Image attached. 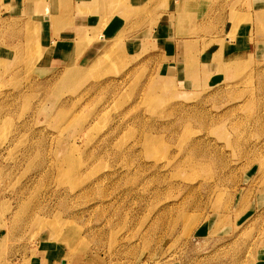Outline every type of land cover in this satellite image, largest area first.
Returning a JSON list of instances; mask_svg holds the SVG:
<instances>
[{
	"label": "rangeland",
	"instance_id": "obj_1",
	"mask_svg": "<svg viewBox=\"0 0 264 264\" xmlns=\"http://www.w3.org/2000/svg\"><path fill=\"white\" fill-rule=\"evenodd\" d=\"M55 1L30 7L43 25H0L6 40L20 38L13 57L0 54V264L264 258V22L250 0H198L202 51L224 41L217 27L234 37L251 24L249 48L216 51L215 68H186L196 54L180 62L162 39L122 48L129 28L101 34L135 12L130 0H81L78 13L99 17L92 26L80 15L91 25L84 43L100 34L105 44L78 66L50 37Z\"/></svg>",
	"mask_w": 264,
	"mask_h": 264
},
{
	"label": "crops",
	"instance_id": "obj_2",
	"mask_svg": "<svg viewBox=\"0 0 264 264\" xmlns=\"http://www.w3.org/2000/svg\"><path fill=\"white\" fill-rule=\"evenodd\" d=\"M28 1L32 2L30 4L31 6L29 5ZM38 1L39 0H0V6L1 2L6 3L14 10L13 13L7 14L3 13L0 9V25L6 26V24H8V22H10L12 19H16L17 21L15 22L20 24L19 26L22 24L24 25L26 22L33 24L36 21L37 24L43 25V23L39 20L41 17L39 15L37 16L35 12H31L30 10V7L32 8V5ZM43 1L48 2L50 0ZM130 1L132 7L134 8L133 11L135 12H131V14L127 15L125 18L115 16L107 22L104 27V31L101 32V34H105L107 38H114L118 33L129 28L127 33H125V35L121 38L123 43L122 48L129 47L131 45L137 49V47L141 45V41H143L146 37H151V39L155 41H160V39H162L164 42L167 41L168 43V50L172 53L169 54L175 56L177 60L179 58L180 62V58H184L182 60L184 62L186 58L196 54L199 62L195 65H184V68L185 66H187L186 68H215L219 63V61L214 59L216 51L219 52V55H225L226 53L235 52L239 49L241 50L243 48H249L248 46L250 45V41L252 39L251 24L247 23L246 21H241L236 27L234 37H230L228 35L227 24L224 26L221 25L222 27H217L216 40L219 39V35H222L224 37V41L222 44H218L217 42V46L215 44L213 48L207 47L206 51H202L203 47L201 42H203L205 39H208L209 35L205 34L204 32H200V24L203 20V17L201 10L199 12L198 0H185L186 2L183 5L180 3V0ZM181 1L182 3L184 2V0ZM55 2L57 14L60 16V19L58 20V22H60V26L57 29L58 33H52L50 37H54L58 42L56 45L58 46L57 50L59 54L61 52L62 55H68L70 58L74 57L75 64L78 66L83 65V67H85L96 55L101 52L102 49L100 48L105 44L100 40L103 38V35L100 34H98L96 39L91 40L88 44L84 43V39H86L85 34L87 33L90 35L92 33L90 26H93L98 21V14L97 12L78 13V4L81 2V0H70L68 10L65 9L64 0H56ZM250 4L251 8L249 9H253L254 11L251 14V17L264 22V0H250ZM22 9H27V15L29 14L30 16L27 17V15H21ZM234 12L235 11L232 13V22L234 18ZM80 15H82L83 18L84 15L87 16L88 22H90L91 25L89 24L84 26L79 23L81 22V20H78L79 17H81ZM41 16L46 17L44 14ZM69 17H73L71 30L69 27L70 24L69 26L64 24L65 20ZM130 22L131 25L133 22H136L138 25L134 26L136 24L135 23L131 26L129 25ZM19 41L20 38L6 40L1 36L0 32V54L8 53L10 57H13L15 55V45H17ZM83 45L84 47H82ZM188 46H192L190 51H187ZM79 50L81 51L78 53ZM166 63L170 64V66H167L168 68H177L178 63L176 61L175 63L171 61H167ZM257 260L255 261L256 264L264 263V258H260V261L258 260V262Z\"/></svg>",
	"mask_w": 264,
	"mask_h": 264
},
{
	"label": "bare ground",
	"instance_id": "obj_3",
	"mask_svg": "<svg viewBox=\"0 0 264 264\" xmlns=\"http://www.w3.org/2000/svg\"><path fill=\"white\" fill-rule=\"evenodd\" d=\"M236 13H237V12H235V14H236ZM235 14H234V15H235ZM44 19H45V18H44ZM52 20H55V19L52 18ZM235 20H236V19H234V21H235ZM48 21H51V19H50V17L47 16L45 22H48ZM52 43H53V42H52ZM107 44H108V49H109V47H110V41H108ZM107 44H106V45H107ZM111 51H112V50L109 49L108 52H111ZM210 63H211V62H210ZM232 63H234V62H232ZM229 64H230V63H229Z\"/></svg>",
	"mask_w": 264,
	"mask_h": 264
}]
</instances>
